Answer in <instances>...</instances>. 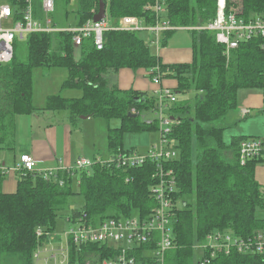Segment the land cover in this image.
<instances>
[{
	"label": "trees",
	"instance_id": "trees-1",
	"mask_svg": "<svg viewBox=\"0 0 264 264\" xmlns=\"http://www.w3.org/2000/svg\"><path fill=\"white\" fill-rule=\"evenodd\" d=\"M6 1L13 7L16 19H22L18 10L29 5L36 20L45 17L42 0ZM100 1L106 4L113 22L136 17L145 27L165 21L177 28L203 26L215 20L218 12V0H56V6L64 4L66 21L74 16L69 27H82L98 14ZM227 4L230 9L236 7L246 21L264 18V0H227ZM157 5L166 9L163 16L157 15ZM52 18L55 26L68 28ZM141 32L148 35V43L139 37V32L109 31L104 36L103 50H97L93 40L75 47L71 33H33L25 38L26 61L20 62L15 55L11 63L0 67V150L10 145L17 117L40 111L68 112L71 121L88 117L120 122L118 128L108 129L110 158L96 156L91 168L61 170L49 180L21 175L14 194L3 192L5 176L0 173L1 264H35L39 247L51 243L53 237L63 241L56 235L58 217L76 196L83 198L84 205L68 217L72 222L85 215L95 225L108 219L147 220L159 207L152 189L159 184L161 175L170 181L171 172L175 180L174 191L169 194L174 206L171 214L175 238L164 264H200L204 259H210V264H264V254L234 249L212 259L211 251L201 248L215 232L246 241L264 233V218L257 216V211L264 209V185L257 179V169L264 166V159L242 164L240 145L251 137H233L228 145L224 138L226 127L216 124L238 109L240 91L264 92V37L242 41L228 53L214 33L192 31V62L164 64L151 51V33ZM175 32L164 33L161 47ZM42 68L66 70L68 77L62 91L77 90L81 96L52 95L44 108H37L33 74ZM122 69L145 70L151 80L161 76L178 82L174 90L178 101L167 108L176 122L167 139L175 142L178 158L163 164L160 172L150 160L129 168L106 161L129 151L124 147L126 133L159 130V120L149 122L143 117L144 113L158 110V98L134 89L120 90L117 75ZM190 93L192 98L179 99ZM133 108L138 111L137 117H130ZM192 196L195 203L189 200ZM65 239L69 264L114 260L124 248L123 242L78 245L71 238ZM153 249L151 244H142L129 252L137 264H156L147 257Z\"/></svg>",
	"mask_w": 264,
	"mask_h": 264
},
{
	"label": "built area",
	"instance_id": "built-area-1",
	"mask_svg": "<svg viewBox=\"0 0 264 264\" xmlns=\"http://www.w3.org/2000/svg\"><path fill=\"white\" fill-rule=\"evenodd\" d=\"M43 10L46 15L44 20H36L34 17L33 7L29 5L24 10L19 9L18 15L22 19H16L13 7L4 3L0 6V64L1 66L11 63L15 57V45L20 39L24 40L28 35L33 33H71L73 34V42L75 47H81L85 40H93L97 50H103L105 45V33L109 31H126L141 32L149 31L152 36H156L152 44L159 51L161 48V33L168 31L191 30L208 31L216 35L217 41L227 48V52L237 49L242 41L253 39L256 36L264 37V18L258 16L250 21L242 18L238 14L236 7L228 8L227 0H218V12L215 20L207 25L177 28L172 27L169 22H159L155 27H145L143 22L136 17H123L118 22H113L106 11V19L95 22L94 19L82 27L60 28L54 25L51 14L55 12L56 0H42ZM157 15L163 16L166 9L163 6L155 7ZM161 76H156L152 82L161 86L163 83ZM158 110L155 112L160 125L165 126L161 131V137L167 142V136L170 134L172 126L176 123L173 117L167 111L169 105L178 101L177 95L171 88H162L157 92ZM251 113L250 110H243L242 116L245 118ZM132 115H138V111L133 108ZM178 158L176 148H167L162 146L159 152H152L147 156L141 155L133 150L122 151L116 157L106 160L120 167H140L147 161L155 162L159 172L163 169V164L172 162ZM251 159H264V139L248 138L240 145V161L246 164ZM39 162L31 154H24L20 157L19 163L14 167H7L0 162V173L5 177L20 174L21 175H38L49 180L58 171H70V168H62L59 170L38 169ZM93 166V162L88 159L80 158L77 160L75 168L87 169ZM161 174V173H160ZM166 182L163 175L160 176L159 184L154 187L155 195L159 207L155 213L147 220L141 221L136 217L131 219H111L104 220L100 224L95 225L85 215L82 218L72 222L67 219L72 227L65 237L71 238L75 244H118L122 243L124 248L122 253L114 260H104L99 264H137L136 257L129 252L135 247L142 244H151L155 249L151 250L147 257L154 259L156 264H164L165 255L174 248L175 235L172 230V214L173 204L170 199V193L174 191L175 180L172 177ZM41 232L39 233V235ZM126 243V244H125ZM203 250H210L212 259L219 253L228 254L232 250H238L245 254H264V233H259L252 239L241 240L230 234L215 232L207 237V242L201 245ZM68 256L69 252L65 250ZM40 256V250L35 254V259ZM211 260H203L200 264H210Z\"/></svg>",
	"mask_w": 264,
	"mask_h": 264
},
{
	"label": "crops",
	"instance_id": "crops-1",
	"mask_svg": "<svg viewBox=\"0 0 264 264\" xmlns=\"http://www.w3.org/2000/svg\"><path fill=\"white\" fill-rule=\"evenodd\" d=\"M158 52H160L158 55L162 59L164 64L191 63L193 59L192 50L175 52L168 51L166 50V48H164L159 50ZM63 77H68V73L66 72V74H63ZM64 82L65 81H63V83ZM117 86L122 91L134 89L138 92L150 93L154 95L157 94V92L162 88H171L175 90L178 87V82L173 79H166L163 81L161 86H157L150 79L149 72L145 70L133 71L131 69H122L117 75ZM69 91L72 92L73 90ZM253 95L255 94H240V98L244 102L241 110L243 108H256L257 102H259V106L262 105L261 101H264V95ZM49 96L46 97L45 103H43L42 106H35L40 110L44 108L46 105V100ZM64 97L76 98L77 95H66ZM242 113L243 111H241L240 113L241 116ZM88 119L81 118L77 121H71L68 112L53 113L49 111H40L38 114L17 117L15 124V134L11 140L10 145L7 147L5 146V149L0 150L1 164L10 167L13 165L15 159L20 155L22 156L24 154H31L39 162L38 169L59 170L62 168L71 169L75 167L78 159H87L83 156H85V154L87 153L88 146L85 144V142L81 143L79 141L80 139L78 138L81 137L83 140L85 139L84 132L81 126L82 124H80V121L84 122ZM228 126H231V123ZM24 135L25 137H23ZM91 154H93V152ZM96 156H98L99 158L108 159L110 158L111 154H96L94 152L93 157L95 158ZM19 177L20 174H13L5 177L3 183V192L6 194L16 193ZM257 179L261 184L264 185V175L262 178L257 175ZM66 249V243L63 244V241L61 240L58 243L47 242L38 249L40 250V256L37 260H41V255L43 252L49 253V256L42 259L39 264L55 263L56 259L58 261V258H62L60 260V264H69L67 252L65 251Z\"/></svg>",
	"mask_w": 264,
	"mask_h": 264
},
{
	"label": "rangeland",
	"instance_id": "rangeland-1",
	"mask_svg": "<svg viewBox=\"0 0 264 264\" xmlns=\"http://www.w3.org/2000/svg\"><path fill=\"white\" fill-rule=\"evenodd\" d=\"M4 3H8V1H2L0 0V6L3 5ZM11 5V4H10ZM240 6V5H239ZM70 8H75V6H70ZM233 8V7H231ZM237 11H239L237 9ZM44 12V10H43ZM56 12V14H55ZM55 12L50 15V17H54L57 19L60 23L61 26H67L68 28H73L69 27L71 23L74 21V16L71 17V20L66 21L65 19V8L63 3H58ZM34 14V13H33ZM55 14V15H54ZM45 15V13H44ZM46 17V15H45ZM44 17V19H45ZM43 19V20H44ZM88 23V22H87ZM182 28V27H181ZM193 28V27H192ZM191 28L189 30H179L173 33L172 36H170L165 44V46H162L160 48L168 51H188L192 50V44H193V37H192V32ZM200 33L199 31H197ZM201 32H208V31H201ZM165 33V32H164ZM161 33V37L163 38V35ZM211 33V32H210ZM48 34V33H46ZM50 34H57V33H50ZM139 37L143 40H145L147 43L149 42L148 35L144 32H139ZM156 36L154 35L151 40H155ZM27 39H20L16 42L15 45V55H17V58L20 62L26 61L27 59V54H28V46H27ZM162 42V39L160 40ZM153 41H151V51L154 55L159 56L158 54L160 52L157 51V48L152 44ZM160 42V43H161ZM66 70H61V69H35L34 70V90H35V101L34 105L36 106H42L43 103H45V99L49 95H58L61 94L62 96L66 95H77V97H80L81 92L77 90H73L72 92L69 90L62 91L61 85L63 81L66 80V78L63 77V74H66ZM253 91V92H251ZM246 93H252L255 95H264V92L262 90H242L239 92V106L238 109L235 112H232L227 118V120L218 122L216 123L219 126H225L226 130L224 133V138L226 143L229 145L233 139V137H241V136H247L251 138H260L264 139V101H261V106H259V102H257V107L256 108H248V109H242L241 107L244 104V102L240 98V94H246ZM153 95V94H152ZM253 95V96H255ZM156 98H159L158 94H154ZM192 98L193 94L190 93L187 96H179L180 100H184L185 98ZM263 100V99H262ZM259 106V107H258ZM243 110H250V116L248 118H242L240 115L241 111ZM143 117L145 118L146 121L152 122L157 119V116L155 113H144ZM231 126H228L230 125ZM80 124H82V129L84 132V140L80 137L79 141L81 143L85 142V144L88 146L87 148V153L90 154H85V156L88 160H93L94 157V152L96 154H109L108 151V129H115L120 126V122L118 120H113L110 123L106 122L103 119H95L91 118L88 119L87 121H80ZM228 126V127H227ZM165 128V126H162L159 124V130L156 132H151V131H146V132H138V133H126L124 135V147L126 150H133L141 155L147 156L152 152H159L162 146H166L167 148H175V142L171 139H169L167 142H164L161 137V131L162 129ZM77 136V135H76ZM25 137V135L23 136ZM89 137V138H88ZM91 139V140H90ZM95 144V145H94ZM93 152V154H91ZM92 155V156H91ZM196 156L197 152L196 150L194 151V163L196 161ZM20 157H17L13 163L12 166L17 165L19 163ZM258 176L261 178L264 175V166H259L258 168ZM8 177V175H7ZM260 179V178H259ZM261 180V179H260ZM192 203H195V196H192L189 199ZM84 205V200L82 197L76 196L70 199V207L66 209L64 212H61L58 217V222H57V228H56V235L59 237H62L63 239V244L66 242V239L64 235L67 234V232L70 230L72 227L71 224H67V219L68 217L72 216L73 210L75 209H80ZM180 206H183L181 204ZM257 216L258 217H263L264 218V209H260L257 211ZM60 240L58 238L55 239L53 237V240L51 243H58ZM126 244V243H125ZM40 248V247H39ZM38 252V251H37ZM36 252V253H37ZM199 252V251H198ZM49 256V253H43L41 255V260L38 261L35 259V264H39V262L42 261L45 257ZM64 256V255H63ZM199 259L197 256L196 259ZM62 259V258H61ZM60 258H58V261L56 259L55 263L51 264H60ZM1 264V262H0Z\"/></svg>",
	"mask_w": 264,
	"mask_h": 264
},
{
	"label": "water",
	"instance_id": "water-1",
	"mask_svg": "<svg viewBox=\"0 0 264 264\" xmlns=\"http://www.w3.org/2000/svg\"><path fill=\"white\" fill-rule=\"evenodd\" d=\"M2 1H6V0H2ZM106 7H107L106 4L103 1H100V10H99L98 14L94 17L95 22H100V21L106 19ZM0 67H1V64H0ZM130 117H137V115L130 114ZM81 118L82 119H88V117H81Z\"/></svg>",
	"mask_w": 264,
	"mask_h": 264
}]
</instances>
